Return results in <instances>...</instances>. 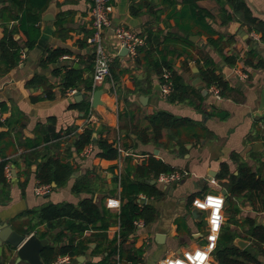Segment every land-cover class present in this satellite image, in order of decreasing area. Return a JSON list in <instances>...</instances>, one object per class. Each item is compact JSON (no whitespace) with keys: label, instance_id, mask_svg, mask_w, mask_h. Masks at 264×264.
<instances>
[{"label":"crops","instance_id":"crops-1","mask_svg":"<svg viewBox=\"0 0 264 264\" xmlns=\"http://www.w3.org/2000/svg\"><path fill=\"white\" fill-rule=\"evenodd\" d=\"M240 1L257 21L264 22V0ZM110 3L111 24L103 33L104 46L114 55L110 65V78L112 69L115 72H126L119 75L117 82L113 79L115 94L111 92L112 78H106L99 87L103 89V104L94 109L97 119L95 126L88 127L100 130L99 134L94 132L95 135L107 139L108 142L121 135L125 150L121 157L107 160L93 157L92 153L89 157L81 156L82 158L75 160L78 168L66 184L59 187L51 184V189L43 195L34 192V187L38 184L35 172L37 161L40 159L33 161L29 167L25 161V156L30 155L32 150L44 152L43 148L47 145L52 148L50 153L53 156L65 158L67 145L73 141L76 133L87 127L82 125L91 107L89 91L82 85L78 86L81 87L82 98L77 96L76 101L74 94L71 95L68 91L77 87L65 89L62 93L61 75L66 69L73 67L82 70L83 79L92 78L94 47L87 43V38L92 34L89 0H47L46 6L40 12L37 24L40 36L35 46L30 50L24 47L20 63L10 69L0 61V132L8 133L0 139V152L5 154V158L0 155V160L6 159V166H9L11 171V177L7 179L10 199L0 203V224H7L13 231L25 234V237L34 235L41 244V250L46 245H52L58 250L70 240L74 244L82 242L83 248L78 256L70 258L68 255H57L51 264L105 261L113 247H116V252L108 257L105 264H160L164 259L181 254L186 249L202 246L208 231L205 213L201 211V217L191 214L194 209L191 205L192 199L206 193L223 195L227 179L218 178L222 164L227 165L231 173L237 174L240 162L246 163L254 171L262 169L261 164L264 162V116L256 115L263 103L261 91L264 86V68L244 66L241 60L251 45L239 35V31L243 30L249 34L255 32V26L242 19L240 12L235 9V3L230 0H110ZM193 3L210 14L206 23L215 31L214 35L219 33L223 36H233V43L221 53L209 45L207 33L197 24L194 18L196 7ZM13 9L15 10L10 0H0V38L3 36L2 22L10 21L7 24L9 27L15 23L9 18L10 14H15ZM58 21L60 25H56ZM116 25L132 28L145 37V44L138 48L135 58L131 59L127 54L119 55L121 48L112 31ZM148 31L158 32L159 41H155V35L147 36ZM255 33L259 38L260 34ZM14 38L22 41L20 34H15ZM184 39H188L192 45L187 44ZM54 48L69 50L70 54L66 55L70 58H59L45 67L40 66L39 61L45 50ZM140 48L143 51L153 50L151 60L165 59L170 63L183 82L190 87V102L167 101L166 95L160 89L159 75L147 73V59H144L145 52H140ZM255 49L264 59V43L259 39ZM184 51L192 57L185 55ZM232 53L238 55L239 59L235 65L242 66L243 71L247 73L246 78H239L232 71L234 65L229 66L224 62L223 55ZM207 54L218 65L216 73L222 74L229 84L230 91H226L225 96L215 97L210 90L211 86L206 87L199 76L196 62L199 61L201 65L202 58ZM136 58L139 62H136ZM55 69L60 70L58 75L54 74ZM36 73L43 74L52 85L53 98L42 99V89L28 85V81ZM133 78L140 80L139 91H134ZM201 84L203 86L199 87ZM203 90L206 94H203ZM141 96H146V100L141 98L144 103L141 102ZM81 102H88V109L84 105L81 106ZM159 110L200 121L212 132L211 136L199 142L185 143L184 153L180 152L178 144L168 142L167 130L162 131L163 136L158 143L153 140L141 142L138 136L130 131V127L148 128L147 134L150 138L152 132L146 117ZM216 111H226L227 118L220 119L215 115ZM55 136H58L57 139ZM45 138L49 140L40 142L35 148L30 147L32 141ZM55 141L58 146H53ZM72 154L70 161L76 157V153ZM127 155L131 157L132 164H141L144 159L152 156L183 172L184 177L188 173L192 177L185 182L180 179L169 184H161L156 178H152L154 183H151V180L149 182L163 192L159 198H148V203L156 209V217L148 224L141 220L143 225H135L133 233L124 240L120 236L117 219L105 231L89 229L79 234L65 229L60 220H56L52 228H47L45 223L34 226L36 220H29L31 217L24 215L25 211L47 202L77 204L80 199L91 195L100 209L104 207L117 215L121 202L118 207L112 205V201L120 200V187L112 179L117 170L120 175L125 168L124 158ZM91 172L98 175L94 179L93 193L74 194L71 191L74 180ZM226 195H223L225 206L221 228L229 227L237 234L233 245L239 250L247 249L253 253L254 261L249 264H264V244L255 245L246 238L247 226L242 225L247 217L264 225V210H255L246 198L240 195L232 198L234 208L238 209V212L234 213L229 207L227 190ZM30 225L34 228L28 232ZM38 233H45V236L39 237ZM239 240L243 241V247L237 245ZM120 249H138L142 254L138 262L127 260L125 263L120 258ZM41 250L40 260L47 264L41 257ZM213 251V261L218 264ZM64 256L69 257L68 262L58 263V259ZM0 264L31 263L27 259L19 258L16 250L3 242Z\"/></svg>","mask_w":264,"mask_h":264},{"label":"trees","instance_id":"trees-1","mask_svg":"<svg viewBox=\"0 0 264 264\" xmlns=\"http://www.w3.org/2000/svg\"><path fill=\"white\" fill-rule=\"evenodd\" d=\"M235 3V9L240 12L242 19L245 22L254 24L255 32L260 34L259 40L264 43V22L257 21L250 13L246 5L240 0H230ZM12 6L15 8V14L9 15L11 21L15 23L9 27L7 24L10 22H2L3 36L0 38V61L4 62L7 69H10L18 65L21 61V55L23 54V48L32 49L39 36L40 30L38 22L40 20V12L46 6L47 0H10ZM196 7L195 20L199 26L203 28V32L208 35L209 45L218 53H221L223 49L230 46L234 39L233 36H223L215 33L214 30L210 29L206 23V18L210 17V14L203 10L195 3ZM6 10H8L6 8ZM10 11V10H8ZM3 12V10H2ZM136 14V12H135ZM61 21V20H59ZM56 22V25L60 23ZM252 29H249L251 31ZM20 34L22 41L15 39L14 35ZM217 34V35H216ZM154 36L156 42L159 41V33H152L148 31L147 36ZM184 41L192 45L188 39ZM256 43V42H254ZM152 49L149 51H143L140 48V52H145L144 59H147L148 70L147 73H155L159 75L160 83L162 82L161 74L164 69H168L171 72L172 87L169 94L166 95V99L169 102H190V87L184 82L182 77L172 68L169 62L165 59L162 60H151L150 56ZM185 55L192 57V55L184 51ZM70 54L69 50L63 48L46 49L44 55L39 61V65L45 67L49 63L56 62L61 56ZM224 62L229 66L235 65L239 59L237 54L223 55ZM244 66H250L254 68H264V59L258 55V51L250 46L248 52L241 59ZM136 62H139L136 58ZM198 65V72L200 78L205 82L206 87L216 86L219 89V95L225 96L226 91H230L228 82L223 78L222 74L216 73L218 65L213 61L211 56L208 54L202 58L200 62H196ZM111 78L116 82L119 79V75L124 74L126 70H120L115 72L111 70ZM59 69L54 70V74L58 75ZM62 93L65 89L76 88L82 85L86 91L91 90L92 79H83L82 70L70 67L66 69L62 75ZM149 77L146 74V81ZM134 91H139L140 80L133 78ZM28 85L33 88L40 87L44 93L43 98L51 99L54 97V93L51 88L52 85L48 82L47 78L43 74H34L32 79L28 81ZM41 98V97H40ZM81 106L84 105L86 109L89 107L88 102H81ZM198 105V104H196ZM215 115L220 119H225L228 116L226 111H216ZM147 120L149 122L150 130L152 132L151 137H148V128L138 129L137 126H131L130 131L134 132L141 142H148L153 140L158 143L163 136L162 131L167 130V140L169 143H176L180 147V152L186 151L184 144L192 141H202L211 136V131L200 121H195L187 117L176 116L166 110L155 111L148 115ZM0 125L2 123L0 122ZM98 129L92 127H85L81 132L76 133L73 141L65 148L66 157L53 156L50 146H44V152L41 150H32L30 155L25 156L26 165L29 167L33 161H37V169L35 172L36 179L40 184H55L56 186H63L69 180L72 173H74L78 165L75 160L81 157V152L84 146L89 143L93 144L92 155L95 157L113 160L117 159L118 153L113 147L112 142H108L107 139L101 136H93L96 132L99 134ZM8 135L7 132H0V139ZM58 136L54 138L57 139ZM49 139L45 138L41 141H32L30 146L35 148L40 142H47ZM53 146H58V142L55 141ZM76 153V157H72V153ZM2 157L5 156L3 152H0ZM233 157V155H232ZM5 158V157H4ZM2 158L0 160V203H5L10 199L9 196V184L4 175V168L7 164V160ZM82 158V157H81ZM126 166L118 176L114 174L113 181L116 182L120 187V211L116 215L110 212L106 208L100 209L99 206L94 202L92 195L90 197L82 198L77 204L72 203H52L47 202L46 204L25 211L24 215L30 216L29 220H36L37 224L45 223L47 228L54 227L53 224L56 220H60L65 229L71 233H83L85 230H99L105 231L107 227L112 224L116 219L120 227V236L122 240L131 235L135 230L136 226L134 221L142 220L145 224H148L156 217V209L150 203L139 205L136 203V198L139 194H144L146 197L159 198L163 195V192L151 184L149 181L152 178H156L161 173H169L174 171L173 167L168 166L160 159H155L150 156L141 164H132L131 157L128 155L124 158ZM262 169L254 171L250 166L244 162H240L237 167V174H233L228 170L227 165L222 164L221 172L218 178H226L225 188L229 193L228 202L230 209L237 213L238 209L234 208L232 201L233 197H239L243 195L246 200L252 205L255 210H264V162L261 164ZM113 173V171H112ZM98 175L94 172L87 173L78 176L72 186L71 191L74 194L80 193H93V186L95 178ZM232 207V208H231ZM242 225L247 226L245 233L246 238L250 239L255 245L264 244V225L258 223L255 219L247 217ZM34 226H28V232L33 229ZM26 231V232H27ZM39 237H44L45 233H38ZM61 234H59V237ZM237 234L229 229V227L221 228V232L217 238L216 246L213 251V256L218 264H249L254 261V255L247 249L239 250L238 247L233 245L234 238ZM115 239L112 240L114 242ZM83 248L82 242L74 244L72 240L68 244L62 245L58 250L52 245H46L41 250V257L45 263L51 264L56 260L57 255H68L70 258L78 256L80 249ZM116 252V247H113L111 252H108V257ZM120 258L127 263L131 261L136 263L142 254L141 250L125 251L120 249ZM105 260V261H106ZM105 261L97 263L87 264H105Z\"/></svg>","mask_w":264,"mask_h":264},{"label":"built area","instance_id":"built-area-1","mask_svg":"<svg viewBox=\"0 0 264 264\" xmlns=\"http://www.w3.org/2000/svg\"><path fill=\"white\" fill-rule=\"evenodd\" d=\"M91 4L90 15H91V30L92 34L87 38V43L93 45L94 54L92 59V75H91V90L89 91L88 98L91 102V95L94 90L101 87L102 83L106 78H110V65L114 58L110 52H108L104 46L103 33L104 29L109 27L111 24L110 21V12L112 6L110 0H89ZM114 36L119 42L120 48L127 49V55L133 59L137 56V51L140 46L145 44V37L136 32L134 29L123 26L116 25L112 29ZM252 42L258 41V35L255 32H250L248 34ZM61 59H69L68 55H63ZM232 71L239 78H246L247 73L242 69V66L234 65ZM162 82L160 83V89L164 95L169 94L172 81H171V72L168 69H164L161 74ZM111 79V78H110ZM113 80L111 79L112 93L115 94ZM211 92L215 97L219 98V89L212 85L210 87ZM76 89H70L69 94H74ZM1 119V115H0ZM97 119L95 117L94 108L92 106L88 109L87 115L85 116L84 126H95ZM83 129V128H82ZM113 147L118 153V157H121L124 153V147L122 143V136L117 135L116 138L112 141ZM93 150V144L89 143L82 149L81 156L89 157ZM117 170V175L119 176ZM4 175L6 179L11 177V171L9 166H5ZM184 175L181 171H172L169 173H161L156 177V181L161 184H169L176 181H179ZM51 189L50 184H40L38 183L34 187V192L37 195H43L48 193ZM149 202L148 197L143 194H139L136 198V203L139 205H144ZM118 206L120 204L119 199L112 201V205ZM225 204V198L222 194L219 193H206L199 197H194L191 201V205L205 213V219L207 224V234L205 236V244L193 249H186L181 254L170 256L162 261L160 264H215L212 258V251L215 249L216 241L219 235V231L223 222V210ZM111 205V204H110ZM135 225H143L141 220L134 221ZM69 257L64 256L58 259V263L68 262Z\"/></svg>","mask_w":264,"mask_h":264},{"label":"water","instance_id":"water-1","mask_svg":"<svg viewBox=\"0 0 264 264\" xmlns=\"http://www.w3.org/2000/svg\"><path fill=\"white\" fill-rule=\"evenodd\" d=\"M239 35L241 37H243V39L246 40L247 44L251 45L253 48L256 47V43L251 41L250 37L248 36V34L245 31L240 30ZM126 54H127V49L122 47L120 49L119 55L124 56ZM201 86H203V85L201 84L199 87H201ZM80 91H81V87H77L76 91L74 93V98L76 101L78 100L77 96H80L82 98ZM102 93H103L102 88H98V89L93 91V93L91 95V102H90L92 108L95 109V108H97L98 105L103 104V101L101 100ZM203 94H206L205 90H203ZM141 98L146 100V96H141L140 99ZM261 98H262V102H263L262 106L256 112V115L259 117L264 116V86H263L262 91H261ZM141 102H143L142 99H141ZM93 136H96L95 133H93ZM151 183H154V180H151ZM222 193L225 197L227 196L225 189H223ZM191 214L194 217H197V216L201 217L202 216V212L195 209V208L191 211ZM3 242L9 244L10 247L15 249L19 258L27 259L31 264H43L40 260V257H39V253L41 250V244H40L39 240L34 235H30L28 237H25V234L17 233L16 231H13L10 226L3 223V224H0V249H1ZM237 242H238L237 243L238 246L243 247V245H242L243 241L239 240Z\"/></svg>","mask_w":264,"mask_h":264},{"label":"rangeland","instance_id":"rangeland-1","mask_svg":"<svg viewBox=\"0 0 264 264\" xmlns=\"http://www.w3.org/2000/svg\"><path fill=\"white\" fill-rule=\"evenodd\" d=\"M192 177V175L191 174H187L185 177H184V175L181 177V182H185L186 181V179L188 180V179H190ZM232 208V207H231Z\"/></svg>","mask_w":264,"mask_h":264}]
</instances>
